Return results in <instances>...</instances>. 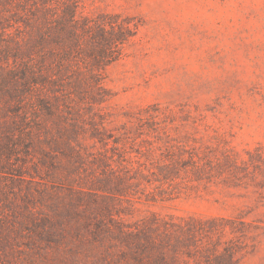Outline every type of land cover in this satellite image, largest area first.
<instances>
[{"label": "rangeland", "instance_id": "obj_1", "mask_svg": "<svg viewBox=\"0 0 264 264\" xmlns=\"http://www.w3.org/2000/svg\"><path fill=\"white\" fill-rule=\"evenodd\" d=\"M0 264H264V0H0Z\"/></svg>", "mask_w": 264, "mask_h": 264}]
</instances>
